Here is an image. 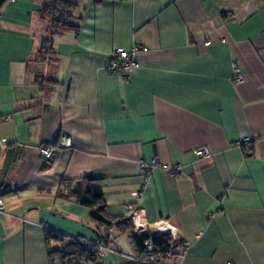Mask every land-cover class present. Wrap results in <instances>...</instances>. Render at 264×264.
Masks as SVG:
<instances>
[{"label": "crops", "instance_id": "0c3cea01", "mask_svg": "<svg viewBox=\"0 0 264 264\" xmlns=\"http://www.w3.org/2000/svg\"><path fill=\"white\" fill-rule=\"evenodd\" d=\"M46 1L0 8V264H66L48 250L101 236L110 250L81 264H138L131 234L81 203L89 188L110 218L182 241L162 264H264V0H72L79 30L41 58ZM134 45L128 78L105 69L113 48ZM62 135L71 147L43 159L38 146ZM154 158L179 170L154 168L136 199L139 163Z\"/></svg>", "mask_w": 264, "mask_h": 264}, {"label": "trees", "instance_id": "16d2710c", "mask_svg": "<svg viewBox=\"0 0 264 264\" xmlns=\"http://www.w3.org/2000/svg\"><path fill=\"white\" fill-rule=\"evenodd\" d=\"M7 0H0V8ZM78 8V3L72 0H48L39 7V13L42 17L48 19L49 24V38L42 42L39 54L41 58L52 52V37L56 34H60L66 31L79 30L80 18L75 15V11ZM91 176H87V179ZM81 203L89 208L90 216L96 220L99 224L105 225L118 231H128L131 234V242L136 249V257L140 258L144 255H148L143 246V242L150 240L157 252H167L169 249H174L181 246L182 241L171 240L165 236H155L151 232H139L135 231L130 219H113L105 213V201L103 193L99 188H89L85 191ZM45 239L47 242L51 240L63 241V236L60 233L47 230L45 233ZM103 244H107L109 237L101 236L97 239ZM96 240V241H97ZM94 241H89L81 238H73L67 242L62 248L56 250H48L49 256L52 254L60 255L62 260L67 262L66 264H81L83 262H97L100 257L97 255L96 248L91 251L90 247H93ZM138 264H143L137 262Z\"/></svg>", "mask_w": 264, "mask_h": 264}, {"label": "built area", "instance_id": "2783aa9c", "mask_svg": "<svg viewBox=\"0 0 264 264\" xmlns=\"http://www.w3.org/2000/svg\"><path fill=\"white\" fill-rule=\"evenodd\" d=\"M139 51V47L137 45L132 46L130 49H125L122 47H115L112 49L105 69L112 74H117L122 76L123 78H128L136 69L139 68V61L137 59V54ZM234 75L232 77L233 82L239 83L243 80V76L239 73L238 66L236 62H233L232 64ZM252 141L250 137H243L240 141L235 143L237 147H242L245 144H249ZM5 140H1V143L3 144ZM72 145L71 139L65 135H62L59 138L58 143L56 146L51 145H39L38 146V152L40 156L45 159L49 160L52 158L54 151L56 148H70ZM245 154L251 155L252 149L251 147H247L245 150ZM195 155L199 157H209L211 155L210 150L207 147H203L200 149H197L195 151ZM140 172L141 175L144 178V184L143 188L140 191L132 193V196L134 198H140L143 195L144 189L146 188V185L150 179L151 173L154 168L159 167L163 171H166L167 173L174 175L179 170V166L177 164L175 165H167V164H160L159 160L157 158L152 159L151 162L147 163L144 161H140L139 163ZM5 208V202L2 197H0V211H3ZM130 208V207H129ZM135 215V212L132 213V216ZM112 232V228L110 229ZM169 229H166L165 227H159L156 229V233L153 235L155 236H165L167 238H170L171 240H176L174 238V235L168 234ZM108 240L107 244H103L100 241H94L93 247H90V250L93 251L95 248L97 250L98 257L103 256V252L105 250H110L109 248V242ZM143 246L145 248V251L149 253L148 255H144L140 258H135L136 262H141L143 264H162L168 259H172L176 257L174 249H169L167 252H157L155 251V248L150 240H147L143 242ZM179 257H183V252L178 254ZM231 264V263H226Z\"/></svg>", "mask_w": 264, "mask_h": 264}, {"label": "rangeland", "instance_id": "374dc122", "mask_svg": "<svg viewBox=\"0 0 264 264\" xmlns=\"http://www.w3.org/2000/svg\"><path fill=\"white\" fill-rule=\"evenodd\" d=\"M49 55V54H48Z\"/></svg>", "mask_w": 264, "mask_h": 264}]
</instances>
